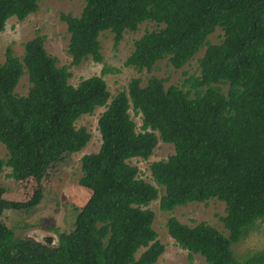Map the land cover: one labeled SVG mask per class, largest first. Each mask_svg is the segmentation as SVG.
<instances>
[{"label":"trees","instance_id":"trees-1","mask_svg":"<svg viewBox=\"0 0 264 264\" xmlns=\"http://www.w3.org/2000/svg\"><path fill=\"white\" fill-rule=\"evenodd\" d=\"M39 2L0 0V32L10 18L36 12ZM60 19L71 66L103 60L102 32L113 33L117 47L124 32L154 22L159 29L135 39L124 64L151 71L167 59L180 69L204 48L199 74L168 87L156 76L144 84L132 77L111 96L102 75L70 84L68 66H58L43 35L24 42L21 57L8 46L0 62V142L7 150L0 173L6 166L9 177L38 186L24 199L5 197L0 186V264H155L164 245L148 205L158 200L160 210L172 211L210 199L225 205L220 220L227 234L205 221L188 225L169 216L166 229L176 245L206 264H264L263 251L241 263L232 251L264 222V0H85L79 16ZM217 28L223 38L212 44L208 36ZM23 74L29 88L21 96L15 88ZM96 107H104L97 120L101 143L80 159L78 183L89 196L71 227L52 243L15 237L3 211L28 216L41 205L56 164L90 139L76 120ZM130 109L141 117L139 131ZM159 140L174 152L150 164L152 184L128 161L147 160Z\"/></svg>","mask_w":264,"mask_h":264},{"label":"rangeland","instance_id":"rangeland-1","mask_svg":"<svg viewBox=\"0 0 264 264\" xmlns=\"http://www.w3.org/2000/svg\"><path fill=\"white\" fill-rule=\"evenodd\" d=\"M85 0H40L39 8L36 12L29 14L24 20L18 21L15 17L10 18L5 29L0 32V62L4 61L5 50L10 46L14 55L21 57L24 50V42L36 35H43L44 47L46 51L57 58L58 66H68L71 76L68 82L74 86L86 77L92 75H102L107 83L111 96L119 90L125 89L132 77H140L142 84L151 76H156L164 80V86H180L183 80L199 74L197 59L201 57L204 48L201 49L182 68L175 69L167 59L159 60L151 71H138L132 66L124 64L125 59L133 50V42L145 31L157 30L160 25L154 22H144L140 24L136 31H126L117 47H114L113 33L102 32L99 35L101 44L102 61L96 62L91 57L84 59L79 65L71 66V56L67 52L69 33L66 24L61 21V13H70L79 16L84 6ZM223 38V32L217 28L208 36V41L212 44L219 43ZM105 70L104 73L102 71ZM29 88L27 74L20 78L15 92L18 95H26ZM104 107H96L92 113L79 117L75 126H83L90 134V139L86 146L77 153H71L63 157L56 164L53 176L47 182V192L41 202L30 215L12 210L3 211V220L14 231L17 238L30 237L42 241L43 236H52L55 240L57 233L70 228L75 220L76 209H79L87 200L89 192L78 183L81 175L82 155L96 152L99 149L101 138L97 127L99 115ZM131 119L136 124L137 131L140 130L141 117L129 110ZM174 148L170 143L158 141L152 154L147 160L140 158L130 159L128 162L136 166L139 176L147 182L155 184L150 173V164L153 161L167 159L173 154ZM0 158H7V150L0 142ZM10 168L4 166L0 173V186L4 187L5 197L24 199L30 196L38 184L33 179L17 181L9 177ZM224 203L217 199H210L206 202H193L184 206H177L172 211H162L159 208L158 200L152 201L150 208L155 218L153 228L157 232L158 240L164 245V252L155 264H206L204 257L199 254L189 255L186 250L179 248L175 241L168 235L166 220L169 216H175L180 222L194 225L200 221H205L227 234L224 230L220 217L225 215ZM144 249L137 251L136 257ZM235 259L241 263L247 256L256 252H264V222H257L255 228L237 244L232 245Z\"/></svg>","mask_w":264,"mask_h":264},{"label":"water","instance_id":"water-1","mask_svg":"<svg viewBox=\"0 0 264 264\" xmlns=\"http://www.w3.org/2000/svg\"><path fill=\"white\" fill-rule=\"evenodd\" d=\"M44 241H45L46 243H52V242H53V238H52V236H46V237L44 238Z\"/></svg>","mask_w":264,"mask_h":264},{"label":"flooded vegetation","instance_id":"flooded-vegetation-1","mask_svg":"<svg viewBox=\"0 0 264 264\" xmlns=\"http://www.w3.org/2000/svg\"><path fill=\"white\" fill-rule=\"evenodd\" d=\"M45 237H46V236H43V237H42V240H44Z\"/></svg>","mask_w":264,"mask_h":264}]
</instances>
